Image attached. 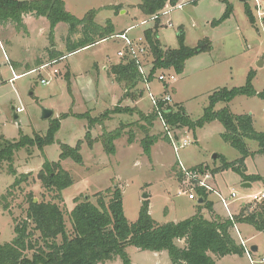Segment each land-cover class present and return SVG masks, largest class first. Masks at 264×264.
Masks as SVG:
<instances>
[{
  "label": "rangeland",
  "instance_id": "1",
  "mask_svg": "<svg viewBox=\"0 0 264 264\" xmlns=\"http://www.w3.org/2000/svg\"><path fill=\"white\" fill-rule=\"evenodd\" d=\"M62 1L65 10L76 19H82L91 10L97 11L95 22L101 26L110 21L114 36L67 55L64 37L68 26L64 22L51 32L48 20L42 17H25V32H17L11 25L0 28V137L9 142L36 136L44 140L49 131L52 133L48 145L42 148L33 145L14 154L12 165L17 175L31 173L24 186L25 192H32L38 201L46 192L41 188L38 172L44 162L59 163L72 179L71 185L61 191L60 206L68 231L71 229L69 212L75 204L83 201L96 204L99 194L104 196L106 203L110 198L106 191L115 189L120 190L124 216L129 223L137 220L145 203L150 218L162 226L180 222L198 212V199L189 200L187 193L178 195L181 190H186L181 175L180 179L178 177L179 162L185 168L199 165L208 168L211 173L209 183L217 194L209 193L207 201L217 215L227 216L220 198L225 199L230 215H237L243 204H248L246 213L255 209L251 198L264 190L263 185L256 181L250 183V188H244L241 174L264 176L263 155L245 158L241 173L232 169L214 173L222 160L229 163L240 157L237 150L222 140L224 128L220 122L205 123L194 129L171 127L175 141L187 142L176 156L164 139L161 123L157 119L148 123L145 117L152 113L149 94L155 100L169 94L171 106L181 105L191 121H198L208 106L210 95L222 88L229 90L243 86L250 72H254L252 88L258 93L263 92L264 22L256 14V6H261L264 11V0H227L231 16L224 20L221 19L225 5L220 0H198L195 5L183 0L181 9L167 8V14L159 16L160 25L156 31L162 48L174 50L182 44L193 49L205 41L210 42L211 48L188 59L179 74L172 69L155 71L148 89L142 81L134 88H127L109 74L110 67L122 61L117 53L127 49L124 40L115 36L126 32L135 47L145 42L143 31L154 27L155 21L144 17L137 9L140 0ZM245 5L253 14L252 25L245 14ZM48 50L62 54L63 58L51 59ZM140 58L146 71L151 69V55L143 53ZM51 61L56 62L46 70L27 74ZM10 65L16 75L23 77L9 82L12 78ZM54 70L56 74H53ZM160 73L173 76L175 81L163 85L155 79ZM42 79L49 83L42 85ZM16 108L21 111L16 113ZM124 108L128 111L116 112ZM47 109L52 111V116L42 119L41 112ZM214 109H227L233 115H249L255 130L264 132V99L258 96H237L228 104L217 103ZM13 114L18 116L17 120ZM90 119L95 123L90 125ZM54 120L58 125L49 130ZM116 131L121 137L113 141L115 152L111 154L102 138ZM150 137L159 139L146 155L140 142ZM245 143L250 153L259 148L257 142L246 140ZM62 145L75 148L80 163L72 156L61 160ZM7 168L6 163H0V195L8 191L15 179ZM231 193L235 194L234 199H229ZM144 195L146 199H143ZM46 200H49L47 195ZM17 202L11 207L15 215L19 213L15 209ZM236 229L248 248H257L252 259L257 264H264L261 262L264 259V233L246 224H238ZM230 235L239 244L235 229ZM13 237L12 218L0 210V244L11 242ZM177 245L182 248L184 242L179 241ZM125 253L131 264H171L166 251L154 253L129 246ZM105 264L123 263L117 257ZM217 264H249V261L244 254L231 255L221 257Z\"/></svg>",
  "mask_w": 264,
  "mask_h": 264
},
{
  "label": "trees",
  "instance_id": "2",
  "mask_svg": "<svg viewBox=\"0 0 264 264\" xmlns=\"http://www.w3.org/2000/svg\"><path fill=\"white\" fill-rule=\"evenodd\" d=\"M182 1L140 0L137 6L144 17H158L153 28L143 31L146 50L152 57L148 82L152 80L154 72L159 69H172L176 74L181 73L188 59L198 53L209 51L211 48L208 41L199 43L193 49L182 44L174 50L160 46L156 36L160 25L159 16L167 6L175 8ZM197 1L188 0V3L195 5ZM220 1L225 5L224 17L221 19L224 20L231 16V7L227 0ZM245 14L252 25L253 14L246 5ZM96 15L97 11L91 10L82 19H76L65 10L62 0H0V28L11 25L17 32H25V17L45 18L49 22L50 32L58 24L66 23L68 29L64 37V52L67 55L114 36L112 23L107 21L99 26L95 22ZM178 35L181 36L180 33ZM48 51L51 59L56 58L57 61L63 58V55L58 52ZM109 74L118 84L123 83L127 88H134L141 81L136 63L129 58H124L119 64L112 65ZM253 76L254 72H250L243 86L229 90L222 88L210 95L208 106L204 108V113L198 121H191L181 105L174 107L167 105L161 110L170 128L194 129L205 123L220 122L224 128L221 134L222 140L235 151L237 150L240 157L235 162L228 163L222 160L220 167L214 173L225 169L241 173L245 158L254 157L255 154L264 156V132L255 130L249 115H233L227 109L216 111L214 109L217 103L228 104L237 96L248 98L258 96L264 99V91L258 93L251 86ZM122 111H128V109L124 108L116 112L121 113ZM156 118L154 113L145 117L148 123ZM91 123L94 124L95 120L90 119L89 124ZM57 125L58 121L54 120L49 130L56 128ZM120 137V132L116 131L102 138L109 153L114 154L113 141ZM164 139L167 140L166 137ZM157 140L156 137L142 139L140 147L144 154L149 155V148ZM246 140L257 142L259 148L255 153L249 152ZM51 141L50 131L44 140L36 136L33 139L21 137L18 141L9 142L0 137V163H6L9 174L15 176L8 191L0 195V210L10 215L14 231L11 242L0 244V264H105L117 257L122 260L123 264H131L125 253L129 246L140 251L146 250L154 253L166 251L171 264H217L215 259L243 255V247L236 243L230 235L234 226L246 224L256 231L264 232V200L255 203V209L249 213H246V208L243 207L231 221L213 214L212 204L207 201L208 195L202 189L195 190L198 199L202 198V204L197 205L198 212L195 215L180 222L165 223L162 226L150 218L145 203L137 220L129 223L124 216L120 190H107L106 193L110 198L106 203L104 196L99 194L96 204L89 201L75 204L69 212L71 229L68 231L65 224V213L60 204H62L61 191L72 183L69 173L62 170L59 163L44 162L37 178L41 188L46 192L42 193L41 198L34 203L33 193L24 190L31 173L17 175L12 165L14 154L19 149L28 150L33 145L42 148ZM60 151H62L61 160L72 156L77 163H80V156L75 148L62 145ZM201 167L203 166L199 165L196 168ZM206 169L208 170L207 167ZM241 176L243 183L258 181L264 188V177L258 174L245 175L243 173ZM46 195L49 200H46ZM16 201H19L15 204V209L19 212L17 215L11 208ZM202 209L210 213V220L204 218L201 213ZM179 241L184 242L182 248L177 245Z\"/></svg>",
  "mask_w": 264,
  "mask_h": 264
},
{
  "label": "built area",
  "instance_id": "3",
  "mask_svg": "<svg viewBox=\"0 0 264 264\" xmlns=\"http://www.w3.org/2000/svg\"><path fill=\"white\" fill-rule=\"evenodd\" d=\"M183 6L182 3H179L176 5L175 8H171L169 6H167L162 12L164 14H167L166 9L169 8L170 10H174V9H181ZM256 14H258V17L261 19L264 18V11L262 10L261 6H256ZM168 10V11H170ZM160 14V15H161ZM158 17L153 16L151 19H153L154 21L157 20ZM170 26V25H169ZM126 32L120 33V35H116V38H121L122 40H124L125 44L127 45V49L125 50L124 53H120L118 52L117 55L118 57H122V59L124 58H129L131 60H133L138 68V74L141 75V81L144 83L146 89H148V77H149V72L150 69L146 71V69L141 65V58L140 56L144 53H147L146 50V45L145 42L143 43V45L141 43H139V45H136L135 47L132 46L131 42L128 40L126 34ZM113 38V36L111 37ZM109 39V38H108ZM106 40V39H104ZM103 41V40H102ZM56 61H51L48 64H44L42 66H40L38 69L33 70L28 72L29 73H34L37 71H43L46 70L47 67H51L52 65H54ZM11 69V74H12V78H10L8 81L9 82H14L20 78H22L23 76L20 75H16L14 70L12 69V67H10ZM145 70V71H143ZM147 72V73H146ZM57 71L54 70L53 74H56ZM26 74V75H27ZM158 82H161L163 85L168 86L171 82L175 81V78L171 75H164L163 73H160L158 77L155 78ZM48 80H41V84L42 85H46L48 84ZM149 99L151 102V110L152 113H154L156 115V119L161 123V127L162 130L164 131V135L167 138L168 143L170 144L171 148H173L174 153L176 154V156H178V153L180 151V149H183L187 146V142L186 141H181L180 143H178L177 141H175V139L172 137L171 135V129L170 126L167 124V122L164 120L163 116H162V109H164L165 106L170 105L171 102V97L170 95H166L165 97L159 98L157 100L154 99V96L149 94ZM160 104H162L160 106ZM21 110L16 108L15 112L18 113ZM177 167H178V173L181 174L182 177V185L184 186V188L186 190H181V192H179V196H181V194H185L187 193V198L191 201H194L196 199H198V197L196 196L195 190L196 189H202L207 195L209 193H215L214 188L212 187V185H210L209 181L211 180V173L204 167L201 168H185L183 167V165L181 163H177ZM235 198V194L231 193L229 195V199H234ZM252 203H257L260 201L264 200V190L262 192H260L259 194H257L256 196H253L251 198ZM220 202L223 203L224 207L226 208V212H227V217L228 219H230L232 221L233 216L229 214L228 210H227V203L225 201V199L220 198ZM235 229V233L237 236V239L239 241V244L243 247L244 252L243 254L245 255V257L248 259L249 264H257L256 261L254 259H252V256L254 253L251 252V249L248 248L246 246V242L245 240H243L240 236V233H238L236 226H234ZM261 262L264 263V259L261 260Z\"/></svg>",
  "mask_w": 264,
  "mask_h": 264
},
{
  "label": "water",
  "instance_id": "4",
  "mask_svg": "<svg viewBox=\"0 0 264 264\" xmlns=\"http://www.w3.org/2000/svg\"><path fill=\"white\" fill-rule=\"evenodd\" d=\"M242 2H244L245 0H241ZM54 50H51V52H53ZM41 114H42V119H47V118H49V117H51L52 116V111H50V110H42V112H41ZM14 115V119L15 120H17V115H15V114H13ZM242 172H244V169L242 170ZM250 184H248V183H243V187L244 188H250ZM147 198V196L146 195H144L143 196V199H146ZM33 202L34 203H36L37 202V199L36 198H34L33 199ZM196 204H198V205H200V204H202V198H199L198 200H197V202H196ZM251 249V252L252 253H255L256 251H257V248L255 247V246H253V247H251L250 248Z\"/></svg>",
  "mask_w": 264,
  "mask_h": 264
},
{
  "label": "crops",
  "instance_id": "5",
  "mask_svg": "<svg viewBox=\"0 0 264 264\" xmlns=\"http://www.w3.org/2000/svg\"><path fill=\"white\" fill-rule=\"evenodd\" d=\"M10 67H11V65H10ZM158 139H159V138H158ZM251 153H253V152H251ZM254 153H255V152H254ZM196 167H197V166H196ZM253 175H254V174H253ZM258 175H259V174H258ZM260 176H261V175H260ZM262 177H264V176H262ZM248 184H250V183H248ZM246 205H248V204H243V205L241 206L239 212H240L241 209H242L243 207H245ZM212 209H213V205H212ZM205 211H206V209H202V210H201V213L203 214V216H204L205 219L210 220V219H211V215H210V213H209L208 211H206V212H208V215H209L208 217H206V216H205ZM239 212H238V213H239ZM213 214L216 215V216H218V217L220 216V217H222V218H226V217H227V216L225 217V216H222V215H217V214L214 212V210H213ZM237 215H238V214H237ZM232 216H236V215H232ZM236 227H237V225H236ZM238 233H239V231H238ZM262 233H264V232H262ZM231 238H232V236H231ZM232 239H233V238H232ZM233 240H234V239H233ZM234 241H235V240H234ZM215 260H216V263H217V261H219V259H215Z\"/></svg>",
  "mask_w": 264,
  "mask_h": 264
}]
</instances>
